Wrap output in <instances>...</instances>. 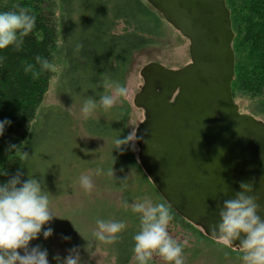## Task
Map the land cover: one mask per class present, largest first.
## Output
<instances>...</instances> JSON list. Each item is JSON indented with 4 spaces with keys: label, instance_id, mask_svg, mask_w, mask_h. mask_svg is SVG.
Segmentation results:
<instances>
[{
    "label": "trees",
    "instance_id": "16d2710c",
    "mask_svg": "<svg viewBox=\"0 0 264 264\" xmlns=\"http://www.w3.org/2000/svg\"><path fill=\"white\" fill-rule=\"evenodd\" d=\"M225 4L234 33L233 99L253 101L250 114L255 116L264 113V0ZM21 6L36 17V27L19 51L12 46L0 50V120L12 122L0 136V170L6 172L0 182L17 173L21 180H42L51 205L68 197L62 185L75 180L74 187L79 186L80 175H90L97 185L94 193L115 194L99 209V218L124 220L127 225L111 244L96 242L113 264H133L132 237L139 219L121 206V199L131 203L147 196L153 202L166 201L140 167L137 149L129 145L121 151L113 145V137L129 132L130 103L120 98L111 109L97 107L87 120L80 109L89 96L98 100L111 94L107 81L125 86L135 56L164 40L169 24L146 0H0V10ZM37 55L51 67L40 71ZM30 64L33 67L25 71ZM56 69L60 90L75 105L72 111L42 106ZM97 168L102 169L99 175ZM171 212V224L198 228L172 208ZM153 264H160L155 257Z\"/></svg>",
    "mask_w": 264,
    "mask_h": 264
},
{
    "label": "water",
    "instance_id": "95a60500",
    "mask_svg": "<svg viewBox=\"0 0 264 264\" xmlns=\"http://www.w3.org/2000/svg\"><path fill=\"white\" fill-rule=\"evenodd\" d=\"M146 1L188 40L190 61L179 68L149 61L139 69L142 85L132 98L143 111L135 127L138 163L179 216L217 239L211 229L241 182L254 179L251 194L264 219V121L233 99L225 0Z\"/></svg>",
    "mask_w": 264,
    "mask_h": 264
},
{
    "label": "clouds",
    "instance_id": "9594fccd",
    "mask_svg": "<svg viewBox=\"0 0 264 264\" xmlns=\"http://www.w3.org/2000/svg\"><path fill=\"white\" fill-rule=\"evenodd\" d=\"M35 27L36 17L22 6L18 10H0V50L12 46L19 51L24 45V38ZM35 59L40 71L51 67L49 61L40 55ZM32 67L28 65L25 71ZM38 74L33 73L34 76ZM105 87L112 90L111 94L100 95L98 100L91 96L84 99L80 111L85 120L97 107L111 109L118 99L128 95V88L118 81H107ZM11 123L7 118L0 120V136ZM138 139H142V136L138 137L133 127L126 136L113 137V145L121 151V146L130 145L134 149ZM10 147L15 148L16 145ZM101 171L97 168L96 174L99 175ZM0 175H6V172L0 170ZM109 175H112L111 171ZM254 182V179L248 183L241 182V191L234 198L223 201L219 212L220 222L211 229L212 236L225 247L230 248L234 241L239 240L243 264H264V219L258 214L261 210L258 198L251 194ZM79 183L86 191L93 188L92 178L88 174L80 175ZM42 185V180L33 177L21 180L19 173L7 182H0V264H49L47 249L38 244H29L41 232L44 238L53 232L46 225L56 215L50 208L49 193ZM121 206L137 214L139 219V229L132 237L133 264H153L154 257H159L164 264H185L184 244L169 232V224L174 217L168 203L153 202L146 196L131 203L122 198ZM95 225L92 236L106 244L115 241L127 227L124 220L102 218H97ZM63 239L68 240L70 237L64 236ZM54 259L57 264H84L76 247L70 249L63 260L59 255L54 256Z\"/></svg>",
    "mask_w": 264,
    "mask_h": 264
},
{
    "label": "rangeland",
    "instance_id": "374dc122",
    "mask_svg": "<svg viewBox=\"0 0 264 264\" xmlns=\"http://www.w3.org/2000/svg\"><path fill=\"white\" fill-rule=\"evenodd\" d=\"M168 35L164 40L147 48L143 53L135 56L133 70L126 79L125 86L128 88V95L124 99L131 105L129 120L127 122L128 131L143 118V111L132 106L133 95L142 85L139 76V69L149 61H156L169 68H179L190 61L188 51V40L181 36L172 26H168ZM59 72L55 70L50 80L48 90L44 96L42 106L58 105L67 110L74 109V103L59 88ZM236 103L241 112L251 113L253 101L245 98H237ZM256 118L264 121V113H256ZM136 145L134 150H136ZM137 159V157H136ZM60 173L58 176L62 175ZM75 180L63 186L68 197L60 199L62 202L52 203L50 208L56 215L46 226L53 229L52 234L44 238L42 232L36 239L29 242L30 246L45 241L41 248L47 249L49 264H57L54 256L59 255L61 260L69 254L73 247L77 248L81 260L84 264H113L112 259L101 249L92 236L96 228L95 220L100 217L99 209L114 199V193L101 190L98 193L84 191L81 185H75ZM94 187H97L93 183ZM109 190V189H107ZM72 192V193H71ZM85 192V194H84ZM71 193V194H70ZM59 195L58 193H56ZM104 204V205H103ZM43 231V228H42ZM169 232L178 241L184 244L183 255L185 264H243L241 260V249H229L217 242L209 241L204 237L198 228L191 226L169 224ZM64 236L70 239H63ZM19 251V250H18ZM160 264L164 262L159 258Z\"/></svg>",
    "mask_w": 264,
    "mask_h": 264
},
{
    "label": "flooded vegetation",
    "instance_id": "af4514ba",
    "mask_svg": "<svg viewBox=\"0 0 264 264\" xmlns=\"http://www.w3.org/2000/svg\"><path fill=\"white\" fill-rule=\"evenodd\" d=\"M198 229L200 230V232L203 234V236L205 237L206 235L204 234V232H203V230L201 229V228H199L198 227ZM207 238H209V241H211V242H217V243H219L218 241H217V239H213V238H210V237H208V236H206ZM229 249H231V250H233V249H240L239 247H230Z\"/></svg>",
    "mask_w": 264,
    "mask_h": 264
},
{
    "label": "bare ground",
    "instance_id": "6f19581e",
    "mask_svg": "<svg viewBox=\"0 0 264 264\" xmlns=\"http://www.w3.org/2000/svg\"><path fill=\"white\" fill-rule=\"evenodd\" d=\"M136 157H137V155H136ZM137 161H138V159H137Z\"/></svg>",
    "mask_w": 264,
    "mask_h": 264
}]
</instances>
